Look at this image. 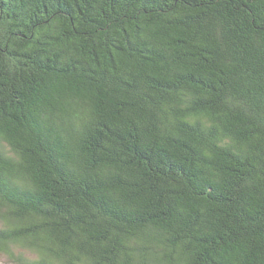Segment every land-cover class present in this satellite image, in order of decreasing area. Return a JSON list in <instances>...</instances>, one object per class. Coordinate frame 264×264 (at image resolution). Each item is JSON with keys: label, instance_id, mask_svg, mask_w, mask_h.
Instances as JSON below:
<instances>
[{"label": "trees", "instance_id": "1", "mask_svg": "<svg viewBox=\"0 0 264 264\" xmlns=\"http://www.w3.org/2000/svg\"><path fill=\"white\" fill-rule=\"evenodd\" d=\"M0 258L264 264V0H0Z\"/></svg>", "mask_w": 264, "mask_h": 264}, {"label": "rangeland", "instance_id": "2", "mask_svg": "<svg viewBox=\"0 0 264 264\" xmlns=\"http://www.w3.org/2000/svg\"><path fill=\"white\" fill-rule=\"evenodd\" d=\"M0 264H8L0 258Z\"/></svg>", "mask_w": 264, "mask_h": 264}]
</instances>
